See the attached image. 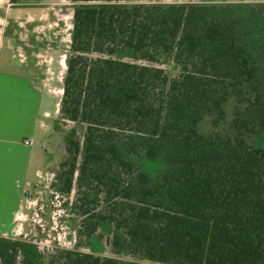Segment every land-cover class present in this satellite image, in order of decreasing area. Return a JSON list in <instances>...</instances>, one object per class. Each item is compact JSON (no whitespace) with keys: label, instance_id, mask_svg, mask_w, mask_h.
I'll list each match as a JSON object with an SVG mask.
<instances>
[{"label":"trees","instance_id":"16d2710c","mask_svg":"<svg viewBox=\"0 0 264 264\" xmlns=\"http://www.w3.org/2000/svg\"><path fill=\"white\" fill-rule=\"evenodd\" d=\"M71 1L55 178L130 258L20 235L0 264H264V2Z\"/></svg>","mask_w":264,"mask_h":264},{"label":"crops","instance_id":"0c3cea01","mask_svg":"<svg viewBox=\"0 0 264 264\" xmlns=\"http://www.w3.org/2000/svg\"><path fill=\"white\" fill-rule=\"evenodd\" d=\"M65 5L0 0V237L24 232V197L40 162L36 140L59 115L72 29Z\"/></svg>","mask_w":264,"mask_h":264},{"label":"rangeland","instance_id":"374dc122","mask_svg":"<svg viewBox=\"0 0 264 264\" xmlns=\"http://www.w3.org/2000/svg\"><path fill=\"white\" fill-rule=\"evenodd\" d=\"M68 11L73 9L71 0H63ZM211 2H264V0H204ZM67 11V12H68ZM72 21V20H71ZM168 75H175L178 68L173 63L159 65ZM56 120V119H55ZM55 120L50 129L39 135L36 147L40 156L38 176L25 193L22 216L25 223L22 228L23 238L36 243L40 249L53 248L55 246L78 249L96 254L113 255L121 258H130L125 254L112 252L108 238L113 232L110 226H101L91 235L79 233L82 216L73 208L75 200V185L70 193L59 190L60 185L55 175L60 162L65 158L63 132L55 128ZM73 124L68 122L65 128ZM201 129L207 131V121L201 124ZM134 159L149 172H154L161 167L160 162L149 161L144 157ZM15 236L14 238L19 237ZM150 264H164L160 262H149Z\"/></svg>","mask_w":264,"mask_h":264}]
</instances>
